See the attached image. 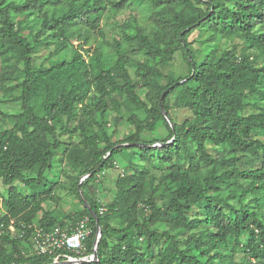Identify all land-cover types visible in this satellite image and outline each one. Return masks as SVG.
<instances>
[{"label": "trees", "instance_id": "1", "mask_svg": "<svg viewBox=\"0 0 264 264\" xmlns=\"http://www.w3.org/2000/svg\"><path fill=\"white\" fill-rule=\"evenodd\" d=\"M123 1L112 9L119 11ZM145 1L159 11L157 29L128 21L112 52L89 48L87 59L82 42L90 41V28L104 35L100 21L108 0H0V90L5 95L18 89L6 101L22 106L13 114L0 110V179L8 187L7 196L0 193V264L52 262L51 256L31 254L29 233L10 231L11 224L35 223L39 212L46 227L89 216L87 247L93 253L97 221L81 193L102 228L98 260L84 264H264V0ZM22 14L25 20L16 22ZM196 30L204 37L196 40L199 47L189 40ZM76 35L80 47L59 62L50 51L51 64H37L50 43L67 48ZM236 36L246 49L234 44L219 55L222 41ZM128 49L145 58L134 60ZM178 54L186 72L166 74L162 65ZM173 94L174 105L190 112L182 120L171 112ZM110 102L129 112L117 121L134 126L123 139L110 132ZM162 124L168 135L158 139L153 133ZM64 134L81 140L66 143ZM59 151L65 173L76 178L69 189L83 209L57 223L43 204L66 187L49 183ZM117 157L130 171L119 177L116 197L105 205L88 186ZM39 186L44 188L25 192ZM239 251L246 261L236 259Z\"/></svg>", "mask_w": 264, "mask_h": 264}, {"label": "rangeland", "instance_id": "2", "mask_svg": "<svg viewBox=\"0 0 264 264\" xmlns=\"http://www.w3.org/2000/svg\"><path fill=\"white\" fill-rule=\"evenodd\" d=\"M18 1V0H17ZM122 0H108V8L103 13L101 21H100V28L102 29L103 36L101 37V32L98 28L96 29H89V32H92V36L90 38V41L87 43H83L81 40L77 39V35L72 39L73 44L67 48H57V45H55L54 42L50 43L48 47H46L45 50L41 51L38 54L37 58V64H40L43 62L46 66H49L51 64V61L47 59V54L50 51L55 52V62L61 61L65 56V53L67 52H73V50L77 47H80V41L82 42V48L85 52V57L88 59V52L85 50L87 49H96L99 46H105L109 48V51L112 52L113 44L115 41L122 40L123 36V27H125V23L128 21H132L134 19L137 20L139 24L142 26H145L147 30L153 31L157 29V25H155L156 17L158 16L159 11L153 9V7L148 3V1L145 0H124L125 6L123 8H119V11L116 9H112V4L119 2ZM123 1V2H124ZM26 14L19 15L16 18V22L19 20H25ZM33 24H28L25 33H28L31 31V27ZM126 29V28H125ZM203 35L200 33L199 30L194 31V33L189 37L190 41L195 42L193 45L194 47H199L200 43L196 42L198 39H202ZM234 44H238L240 51L242 49H246L245 44H242V40L239 36L236 37H226L222 43L219 45V55L223 53V51L227 47H232ZM253 52V50L251 51ZM126 53L132 57L134 60H143L145 56L143 53H136L132 49H128ZM12 55V54H11ZM3 59L0 56V78L1 73L3 71L4 66L2 65ZM11 62H15V60L12 59ZM262 60L260 59L258 61V64L261 65ZM130 72L133 77H135V67L129 62ZM162 69L164 72L168 75L173 76H179L181 74H184L186 72V64L184 60L182 59L181 54L176 55L174 58V61H172L170 64L162 65ZM1 83V80H0ZM13 84H16L15 81ZM8 85H12L11 83H8ZM140 94L144 95L146 93V89L143 88L140 85ZM19 94L18 89H15L13 92H9L4 95V91L0 90V110H3L4 112L8 113H16L17 111L22 109V106L17 101H6L8 99H13ZM119 100H123L122 96L117 97ZM171 99V112L175 118L178 120H182L184 117H187L190 115V112L188 109L185 108H178L174 105L176 100V95L173 94L170 97ZM109 121H110V132H114V139H123L129 134H131L134 131V126L132 124H129L128 122L119 123L117 121V116L127 112L128 110L124 105L120 107L118 110L116 108V105L112 102L109 104ZM2 116V115H1ZM3 117V116H2ZM3 120V118L1 119ZM7 123H12L7 118ZM154 137H157L158 139L167 137L168 131L166 129V126L162 124L156 131H154ZM62 139L66 143L74 142L78 143L81 140V137L78 134H64L62 136ZM156 145H160V143H157ZM212 154L218 155L217 149L211 148L210 149ZM68 165L65 160L64 154L62 151H59L58 155L55 157L54 160V168L52 172L49 174L50 178L52 180H49V183L61 182V184H64L66 187L57 189L55 192V195L59 197L56 200H47L44 202L43 206L46 210H53V213L56 216V221L59 223L60 221H67L68 219H65V215H72L77 210L83 209V205L80 202V199L70 191V187L73 183H75L76 178L75 177H69L65 173V170H67ZM127 171H130L129 166L126 162H124L120 157H117L116 163L114 167H110L106 169L103 173H101L98 176V179L95 180L93 183H91L88 186V191L99 201H101L103 204H109L111 203L117 194V181L120 176H123L127 174ZM76 174L74 176H78L79 171L75 172ZM72 174V173H71ZM33 175L28 173V177H31ZM88 175H80V180L83 182ZM50 186V184H48ZM18 189L24 190V184L23 183H17L15 185ZM43 189V186L34 187L33 189H27L25 192L31 193L33 190L36 189ZM0 193H3L5 196L8 194V187L3 184L2 179H0ZM2 203L0 202V211L2 210ZM43 212H39L37 214V219L35 220V223H40L39 220L42 218ZM247 238V237H246ZM236 250L238 249L237 243L233 246ZM236 259L239 261L247 260L246 256L244 255L243 251H239ZM245 260V261H246ZM153 264H156L155 262Z\"/></svg>", "mask_w": 264, "mask_h": 264}, {"label": "built area", "instance_id": "3", "mask_svg": "<svg viewBox=\"0 0 264 264\" xmlns=\"http://www.w3.org/2000/svg\"><path fill=\"white\" fill-rule=\"evenodd\" d=\"M13 236H25L29 233L31 254L51 256V263L78 259H93V253L88 254L87 241L93 228L90 217L84 216L80 220H68L64 225L46 227L40 223L22 224L17 228L10 225Z\"/></svg>", "mask_w": 264, "mask_h": 264}, {"label": "water", "instance_id": "4", "mask_svg": "<svg viewBox=\"0 0 264 264\" xmlns=\"http://www.w3.org/2000/svg\"><path fill=\"white\" fill-rule=\"evenodd\" d=\"M169 90H166L163 94H162V99L165 97V95L167 94ZM163 113L165 115V118L167 119L168 122H171V119L168 115V113L165 111V109L163 108ZM133 144H138V143H133ZM123 145H132L130 143H124ZM139 145V144H138ZM120 146V145H118ZM111 154V152L109 153ZM89 176V174H88ZM81 197L83 198L84 204L86 206H88L91 214L96 218L97 221V232H96V240L94 243V248H93V259H78V260H67V261H62L59 262V264H84V263H91L93 261H97L98 260V247H99V242H100V238L102 237V228L99 224V218L96 214V212L92 209V207L89 205L88 201L85 199V197L83 196V194L81 193ZM48 264H54V263H48Z\"/></svg>", "mask_w": 264, "mask_h": 264}]
</instances>
